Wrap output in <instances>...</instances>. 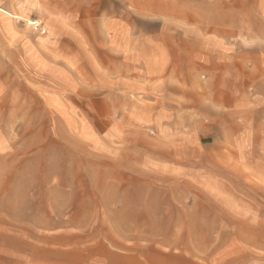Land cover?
Returning <instances> with one entry per match:
<instances>
[{
  "label": "rangeland",
  "instance_id": "rangeland-1",
  "mask_svg": "<svg viewBox=\"0 0 264 264\" xmlns=\"http://www.w3.org/2000/svg\"><path fill=\"white\" fill-rule=\"evenodd\" d=\"M142 1L0 0V216L154 248L160 264H264V114L250 113L264 63L261 83L249 75L264 0ZM122 12L144 49L237 46L239 107L214 102L197 61L104 69Z\"/></svg>",
  "mask_w": 264,
  "mask_h": 264
},
{
  "label": "crops",
  "instance_id": "crops-1",
  "mask_svg": "<svg viewBox=\"0 0 264 264\" xmlns=\"http://www.w3.org/2000/svg\"><path fill=\"white\" fill-rule=\"evenodd\" d=\"M110 4L142 5L143 1L110 0ZM133 19V16L123 12L110 16L107 23L109 51L118 57L109 53V60L107 61V56L104 59V69L111 72L118 71L120 74L130 66L133 69L139 67L144 70L149 68L159 70L162 67L167 70V74L172 70L180 75H187L191 71V64L197 61L198 68L208 69L209 65L214 73V75L209 73L208 85L215 95L214 102L228 110L239 107L240 54L237 46H231L230 49H169V41L166 39V47L155 40L151 48L144 49L142 40H139L131 29L130 22ZM226 52L230 53L226 55ZM247 57L249 61L255 59L253 66L249 68L250 79L260 81L261 76L256 71L263 69L260 65L264 63V55L256 53L252 56L253 60L250 55ZM220 63L222 64L220 72H215ZM228 69L230 74L227 73ZM216 79L219 80L218 84ZM110 80L109 77V82L105 81V85L110 86L112 84ZM171 93L168 88L167 94ZM185 95L190 96L191 93ZM205 95L206 93L201 92L198 94L199 109L204 98L206 99ZM250 102L257 107L255 110H250V113L256 117L264 114V97L253 94ZM2 218L4 216H0V264H160L159 258L163 259L164 256L163 252L160 253L154 248L145 254L142 250L139 252L137 248L128 249L120 239L114 242L106 236L95 239V235L85 232L82 227L60 228L48 233L45 227L26 219L16 220L10 215H6V219ZM166 258L168 260V257L164 260ZM171 258L178 259L179 263L184 261V264H199L179 254Z\"/></svg>",
  "mask_w": 264,
  "mask_h": 264
}]
</instances>
